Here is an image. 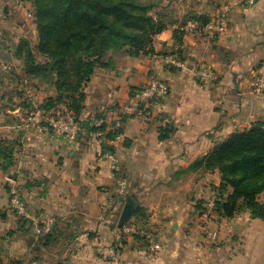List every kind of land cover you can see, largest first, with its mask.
Wrapping results in <instances>:
<instances>
[{
	"label": "crops",
	"instance_id": "crops-1",
	"mask_svg": "<svg viewBox=\"0 0 264 264\" xmlns=\"http://www.w3.org/2000/svg\"><path fill=\"white\" fill-rule=\"evenodd\" d=\"M225 3L230 10L221 36L185 33L176 41L179 24L170 25L155 35L152 54L108 52L107 66L97 68L84 86L81 120L89 126L99 113L111 125L131 89L152 77L169 86L165 99L127 118L119 136L105 145L118 156L116 170L100 157L105 146L91 127L75 139L49 128L54 111L40 105L54 95L52 87L40 80L29 99H14L6 131L14 146L16 175L10 180L20 185L32 229L45 233L48 227L40 245L31 236L40 257L31 264H264L262 220L249 211L231 218L213 211L207 223L202 217L217 199L220 173L195 163L232 133L264 122V95L251 90L253 73L264 67V0L251 6L244 0H196L186 12L209 18ZM172 55L182 67L166 62ZM14 59L23 73V61ZM201 63L211 67L214 81L196 78ZM160 133L166 135L162 140ZM258 200L264 204V190ZM128 201L133 211L124 232L118 220ZM206 226L216 230L215 237ZM138 229L151 231L153 242ZM111 247L118 251L116 261L109 257Z\"/></svg>",
	"mask_w": 264,
	"mask_h": 264
},
{
	"label": "trees",
	"instance_id": "trees-1",
	"mask_svg": "<svg viewBox=\"0 0 264 264\" xmlns=\"http://www.w3.org/2000/svg\"><path fill=\"white\" fill-rule=\"evenodd\" d=\"M34 6L38 48L31 50L23 39L15 58L23 61L25 81L29 77L53 88L54 95L43 100L41 110L50 112L65 107L78 120L85 98L83 88L97 68L107 66L108 52L124 50L132 57L152 54L155 35L177 24L148 15L154 4L139 0H35ZM207 21L204 16L194 15L173 31L174 39L179 41V36L185 34L188 22ZM22 45H26L24 51ZM36 53L42 56V62L35 60ZM165 137L159 134L160 140ZM13 159V144L0 138V168L13 166ZM195 165L220 173L214 201L216 213L231 218L249 211L264 222V204L258 200L264 190V122H253L232 133ZM139 211L134 205V212Z\"/></svg>",
	"mask_w": 264,
	"mask_h": 264
},
{
	"label": "rangeland",
	"instance_id": "rangeland-1",
	"mask_svg": "<svg viewBox=\"0 0 264 264\" xmlns=\"http://www.w3.org/2000/svg\"><path fill=\"white\" fill-rule=\"evenodd\" d=\"M34 1L0 0V124L3 125L0 128L1 139L3 137L7 139L6 131L8 123L11 122L9 121L10 113L7 111L16 105L14 99L17 97H28L29 99V95L38 90L39 84L37 83H40V80L29 77V81H25L26 76L18 69V64L14 59L17 46L23 39L27 41L31 50L38 48ZM139 1L152 2L154 6L147 12L148 15L161 18L165 22L173 21L181 25L194 17L186 12V7L196 0ZM30 37L33 38L30 39ZM26 38H29V42ZM25 46L22 45L21 50L24 51ZM36 56L35 60L43 61L42 56L38 54ZM1 162L2 160H0V165ZM13 175H16L14 165L4 169L0 168V264H31L33 260L38 262L39 260L36 259L40 257L35 256L34 246L27 244L28 238L36 236L38 240L35 245L37 243L40 245L44 235L41 237L42 233L32 229L30 218L24 213L25 204L19 192L20 185L10 180V176L14 177ZM13 192L19 196L22 212L12 202Z\"/></svg>",
	"mask_w": 264,
	"mask_h": 264
},
{
	"label": "built area",
	"instance_id": "built-area-1",
	"mask_svg": "<svg viewBox=\"0 0 264 264\" xmlns=\"http://www.w3.org/2000/svg\"><path fill=\"white\" fill-rule=\"evenodd\" d=\"M256 1L257 0H244L247 6L253 5ZM229 10L230 7L228 4H221L218 11L209 17L206 23L188 22L184 27V31L187 34H198L210 39L217 38L226 31ZM166 62L176 67L183 66L182 61L176 55L167 57ZM195 76L199 81L202 82L214 81L215 79L214 72L211 67L204 63L197 65ZM169 90V86L165 81L157 77H152L148 83L143 86L136 87L132 91L128 103L114 111L115 114L111 125L107 124V117L105 114L92 118L90 127L94 129L92 132L93 135L97 137V139L103 143L104 146L109 145L112 142V137L119 136V131L122 129L127 118H130L133 115L146 114L150 107L158 104L169 95ZM251 90L256 95H264V67H260L256 72L253 73ZM53 111V113L48 117L47 123L49 128L55 134L69 139H75L79 133L82 132V120L76 119L70 110L62 107ZM110 133L111 136H109ZM100 157L108 162L111 169H117L119 165V159L115 151L109 148H104L101 150ZM119 186L122 192H124L127 188V184L124 181H121ZM214 201V199L210 201L205 207V210L202 211V217L205 223L208 222L210 215L214 211ZM12 202L14 203L15 207L18 208L20 212H22V205L19 200V196L15 192H13ZM122 228L124 229L122 230L124 232L129 231V228L124 225H122ZM204 230L207 231L208 235L211 237H215L217 234L216 230H211L207 226L204 227ZM38 232L45 234L48 232V227L44 230L45 233L42 231ZM137 233L153 242L154 234L151 231L138 229ZM109 251V257L111 260L116 261L119 255L117 249L111 247L109 248Z\"/></svg>",
	"mask_w": 264,
	"mask_h": 264
},
{
	"label": "water",
	"instance_id": "water-1",
	"mask_svg": "<svg viewBox=\"0 0 264 264\" xmlns=\"http://www.w3.org/2000/svg\"><path fill=\"white\" fill-rule=\"evenodd\" d=\"M82 128H83V130H86V131L90 130V126H89V123L87 120L82 121ZM132 211H133V204L131 201H128L126 203V205L124 206V208L121 212V215L119 217L118 227H121L128 220V218L132 214ZM33 241H34V238L29 237L27 244L30 246V245H32Z\"/></svg>",
	"mask_w": 264,
	"mask_h": 264
}]
</instances>
